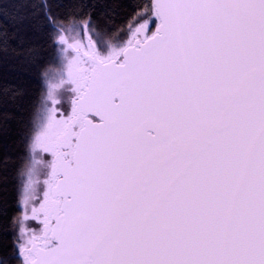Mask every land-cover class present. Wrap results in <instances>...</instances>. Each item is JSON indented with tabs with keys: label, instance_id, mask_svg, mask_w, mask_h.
<instances>
[{
	"label": "water",
	"instance_id": "95a60500",
	"mask_svg": "<svg viewBox=\"0 0 264 264\" xmlns=\"http://www.w3.org/2000/svg\"><path fill=\"white\" fill-rule=\"evenodd\" d=\"M152 1L94 51L27 264H264V0Z\"/></svg>",
	"mask_w": 264,
	"mask_h": 264
},
{
	"label": "trees",
	"instance_id": "16d2710c",
	"mask_svg": "<svg viewBox=\"0 0 264 264\" xmlns=\"http://www.w3.org/2000/svg\"><path fill=\"white\" fill-rule=\"evenodd\" d=\"M151 16L155 31L152 0H0V264L28 262L19 243L21 193L47 74L65 59L61 32L75 25L100 50Z\"/></svg>",
	"mask_w": 264,
	"mask_h": 264
},
{
	"label": "rangeland",
	"instance_id": "374dc122",
	"mask_svg": "<svg viewBox=\"0 0 264 264\" xmlns=\"http://www.w3.org/2000/svg\"><path fill=\"white\" fill-rule=\"evenodd\" d=\"M153 19V16L142 17L130 27L127 38L110 41L108 45L99 47L101 57L108 59L122 55L124 47L135 37L146 39L151 36L154 33L151 28ZM80 34L75 25H70L61 32L59 39L65 51V59L61 67L52 69L47 74V93L37 120L31 144V160L26 169L21 193L22 214L19 222L21 251L30 246L32 235L41 233L43 229V219L46 217L43 201L51 177L54 151L52 143L64 126L63 120L67 121L70 116L71 89L79 63L68 43L77 44Z\"/></svg>",
	"mask_w": 264,
	"mask_h": 264
},
{
	"label": "flooded vegetation",
	"instance_id": "af4514ba",
	"mask_svg": "<svg viewBox=\"0 0 264 264\" xmlns=\"http://www.w3.org/2000/svg\"><path fill=\"white\" fill-rule=\"evenodd\" d=\"M136 40L143 41V40H145V38L135 37L134 40L131 43H128L124 48H126L129 45H132ZM68 45L71 47V50L75 53L74 57L77 58V59L76 58L75 59L79 63H78V65L76 63V65H77L76 74H75L76 77L74 76L73 86L71 89V92H72V94H71V113H70V116L68 117L67 121L63 120L62 123H64V122L65 123H64V126L62 127V130L65 128L67 123L75 117L77 119V123L75 125V132H78L84 125V121L82 118V116H84V112L77 111L76 99L80 96L81 92L83 91V80H82L83 77H85L87 74H89L90 70L94 66V62H93L94 51H96L98 57L104 61L117 58L119 62H122V59H121L122 56L120 54L118 56L109 57L108 59L102 58L98 52V48H97L96 44L91 39V36L88 34L85 37L84 36L82 37L80 35V38L77 41V44L68 43ZM80 70H82V71L80 72ZM89 116L92 119L96 120V118L94 116H92V115H89ZM73 151H74V149L72 146L70 148V155H69L70 159L72 158ZM54 182H55V177H50L49 186L47 188L46 194L48 193V191L50 190V188L54 184ZM44 200H45V198H44ZM43 203H44V201H43ZM46 218L50 219V217L46 214V217L44 216V219H43V224H44V221L46 220ZM40 234L41 233H38L36 235H32V241L34 238H37ZM28 248H29V246L27 248H25V250L23 251L27 261L32 258V254L28 251ZM26 250H27V252H26Z\"/></svg>",
	"mask_w": 264,
	"mask_h": 264
}]
</instances>
